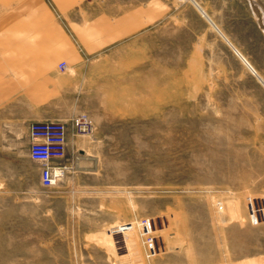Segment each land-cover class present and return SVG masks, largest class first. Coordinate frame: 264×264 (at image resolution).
<instances>
[{
  "label": "rangeland",
  "instance_id": "1",
  "mask_svg": "<svg viewBox=\"0 0 264 264\" xmlns=\"http://www.w3.org/2000/svg\"><path fill=\"white\" fill-rule=\"evenodd\" d=\"M54 28L77 52L50 65ZM0 71L69 73L56 98L95 126L54 189L19 145L0 157V264H264L247 208L264 196V0H0ZM142 219L152 259L138 230L111 233Z\"/></svg>",
  "mask_w": 264,
  "mask_h": 264
},
{
  "label": "crops",
  "instance_id": "2",
  "mask_svg": "<svg viewBox=\"0 0 264 264\" xmlns=\"http://www.w3.org/2000/svg\"><path fill=\"white\" fill-rule=\"evenodd\" d=\"M57 29H53V31ZM58 44L62 50L54 52L44 61L52 64L56 60H68L76 57V46L66 33V30H57ZM55 32L51 36H55ZM56 39V38H55ZM38 54L34 65L38 67ZM32 65H26L25 72L31 70ZM64 77L69 73H61ZM56 73H6L0 71V157H8L14 152L16 146L24 152L29 163L33 162L28 153H25V144L30 146L29 125L36 121L62 120L68 124V146L66 159L58 163H70L77 153L82 152V144L74 136L72 123L69 118L75 114L76 106L72 100L56 98L57 94H73L74 84L70 87L62 86L65 78L58 79ZM87 76L79 74L74 77L79 83ZM73 79V78H72ZM62 91V92H61ZM17 140V141H16ZM17 142V144H16ZM22 145V147H21ZM18 146V147H19ZM29 152V150H28ZM34 163V162H33ZM39 166L36 168L39 174Z\"/></svg>",
  "mask_w": 264,
  "mask_h": 264
},
{
  "label": "built area",
  "instance_id": "3",
  "mask_svg": "<svg viewBox=\"0 0 264 264\" xmlns=\"http://www.w3.org/2000/svg\"><path fill=\"white\" fill-rule=\"evenodd\" d=\"M65 62L60 63V70L67 69ZM73 133L78 137H91L95 132L93 122L85 116L72 121ZM29 158L40 166V183L46 189H54L70 169L68 163H58L66 159L68 146V125L65 121H36L29 125ZM247 208L252 225L264 222V196L248 198ZM138 230L143 239L145 256L154 258L159 249L150 219H142L137 223H120L115 225L111 233L128 236Z\"/></svg>",
  "mask_w": 264,
  "mask_h": 264
}]
</instances>
